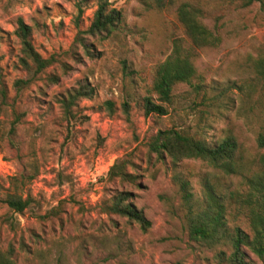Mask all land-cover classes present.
Masks as SVG:
<instances>
[{
    "label": "rangeland",
    "instance_id": "1",
    "mask_svg": "<svg viewBox=\"0 0 264 264\" xmlns=\"http://www.w3.org/2000/svg\"><path fill=\"white\" fill-rule=\"evenodd\" d=\"M109 1L122 19L103 38L83 34L98 0H0V251L13 247L17 264H222L216 255L228 248L190 240L177 181H189L201 200L203 179L213 170L199 160L160 162L149 143L160 130L208 141L232 133L256 153L264 98L249 99L238 88L253 77L248 60L264 51V10L259 4L236 9L226 0H167L163 8L154 0ZM183 3L206 8L210 28L220 16L222 43L200 50L194 60L204 80L199 95L181 85L167 116H146L143 97L157 66L170 56L175 40L186 39L177 20ZM19 18L32 28L37 52L58 61L42 74L19 63ZM80 83L94 96L67 117L58 98ZM106 102L114 104L112 114ZM124 159L132 161L126 170L136 182H110V169ZM239 181L228 184L234 188ZM121 192L130 194L151 223L148 230L102 213ZM10 195L32 200L24 214L7 206ZM237 223L247 230L243 219Z\"/></svg>",
    "mask_w": 264,
    "mask_h": 264
},
{
    "label": "trees",
    "instance_id": "2",
    "mask_svg": "<svg viewBox=\"0 0 264 264\" xmlns=\"http://www.w3.org/2000/svg\"><path fill=\"white\" fill-rule=\"evenodd\" d=\"M236 9H249L259 4L264 10V0H226ZM158 8L166 6L167 0H154ZM171 1H169L170 3ZM147 7L152 5L146 2ZM210 15L207 9L198 4L183 3L177 10V20L184 30L185 40L173 42L170 56L156 68L151 90L143 97V110L146 116L159 117L169 114V106L174 100V93L181 85L189 86L197 95L203 88V78L197 73L194 64L199 51L215 49L222 43L219 34L220 16L215 17L214 28L208 27L204 20ZM121 14L111 9L109 0H98V8L93 21L83 34L91 37H107L120 24ZM16 36L20 40L19 63L26 70L39 75L55 66V56L42 57L32 42V28L22 18L17 20ZM189 43L187 47L184 43ZM88 56H92V47L81 41ZM68 70L67 66H63ZM252 78L245 81L238 89L249 99L253 96L264 98V51L257 57L248 60ZM53 84L58 83L55 77L49 78ZM94 96V90L83 83L77 89L70 90L58 98L64 114L73 115L72 109L78 103ZM155 96V97H154ZM106 110L112 114L114 104L105 103ZM128 113L129 104H123ZM257 151L250 154L239 140L228 133L225 137L208 141L207 138H196L181 131L160 130L149 143L151 155L160 162L169 160L173 165L187 160L203 161L213 170L203 179L202 199L197 200L191 192V183L177 177L181 197L186 209V222L190 240L205 244L208 247H226L229 253L220 251L216 259L222 264H251L248 253L260 264H264V128L257 136ZM132 161H118L109 172V181L114 183H135L136 177L129 174L126 168ZM234 178L240 181L236 187L228 184ZM110 204L102 206V213L126 219L128 223H137L142 230L150 228L151 223L143 212L137 211L130 202L129 193L121 192L111 198ZM7 206L16 214L22 215L32 203L31 199H22L10 195ZM243 219L247 230L241 228L237 221ZM235 223L234 227L230 223ZM14 249L0 251V264H17L13 259Z\"/></svg>",
    "mask_w": 264,
    "mask_h": 264
}]
</instances>
